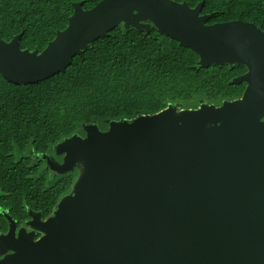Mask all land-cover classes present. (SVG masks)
I'll return each instance as SVG.
<instances>
[{"label": "water", "instance_id": "95a60500", "mask_svg": "<svg viewBox=\"0 0 264 264\" xmlns=\"http://www.w3.org/2000/svg\"><path fill=\"white\" fill-rule=\"evenodd\" d=\"M204 0H102L73 5L68 26L39 52L21 35L0 38V73L26 85L66 71L74 57L120 25L160 33L191 49L196 69L241 66L242 96L197 108L97 121L63 138L45 160L76 174L51 214L9 216L0 264H264V31L208 24ZM47 167V168H48Z\"/></svg>", "mask_w": 264, "mask_h": 264}, {"label": "trees", "instance_id": "16d2710c", "mask_svg": "<svg viewBox=\"0 0 264 264\" xmlns=\"http://www.w3.org/2000/svg\"><path fill=\"white\" fill-rule=\"evenodd\" d=\"M101 1L0 0V38L22 34V49L42 52L68 26L74 4L88 10ZM173 1L194 8L203 0ZM202 15L209 24L243 21L264 31V0H204ZM198 60L155 27L147 33L120 25L46 80L19 85L0 73V234L6 214L19 224L28 211L45 218L69 192L76 174H47L41 156L84 124L97 121L105 130L106 120L155 114L169 103L197 108L201 100L220 105L242 96L245 84L232 81L245 67L196 69Z\"/></svg>", "mask_w": 264, "mask_h": 264}, {"label": "flooded vegetation", "instance_id": "af4514ba", "mask_svg": "<svg viewBox=\"0 0 264 264\" xmlns=\"http://www.w3.org/2000/svg\"><path fill=\"white\" fill-rule=\"evenodd\" d=\"M204 16H205V15H204ZM208 20H209V19H208ZM207 23H208V22H207ZM208 24H209V23H208ZM245 72H246V68H245ZM245 72H244V73H245ZM244 73H243V74H244ZM239 76H240V75H239ZM245 88H246V86H245ZM244 91H245V90H244ZM46 157H48V158H51V157L54 158V157H55V158H57L58 160H61V158L56 157V156H55V153L52 152L51 150L48 151L47 153H45V155H44V159H43V160L45 161V164H44V166H43V171H45L47 174H50L51 172L53 173V171H51V170H50V167H48V164H47V162H46V160H45ZM47 167H48V168H47ZM54 174H56V175H64V174H58V173H55V172H54ZM4 216H5V213H4ZM6 216H8V215L6 214ZM6 219H7V217H6ZM7 221H8V219H7ZM13 221H14V220H13ZM25 223H26V222H25ZM25 223H23V224H19L18 222L15 221V224L17 225V229H19V228H21V227H24ZM8 227H9V223H8ZM7 231H8V229H7ZM7 231H6V232H7ZM6 232H5V233H6ZM1 234H4V233H1ZM1 234H0V235H1Z\"/></svg>", "mask_w": 264, "mask_h": 264}, {"label": "clouds", "instance_id": "9594fccd", "mask_svg": "<svg viewBox=\"0 0 264 264\" xmlns=\"http://www.w3.org/2000/svg\"><path fill=\"white\" fill-rule=\"evenodd\" d=\"M51 151L54 152V150H53L52 148H51ZM44 155H45V154H43V155L41 156L42 159H44ZM53 173H54V172H53Z\"/></svg>", "mask_w": 264, "mask_h": 264}, {"label": "rangeland", "instance_id": "374dc122", "mask_svg": "<svg viewBox=\"0 0 264 264\" xmlns=\"http://www.w3.org/2000/svg\"><path fill=\"white\" fill-rule=\"evenodd\" d=\"M18 157H21V154H18ZM40 172H42V169L40 170Z\"/></svg>", "mask_w": 264, "mask_h": 264}]
</instances>
